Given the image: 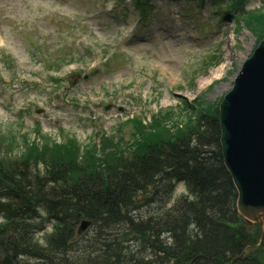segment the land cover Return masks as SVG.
Segmentation results:
<instances>
[{
    "label": "rangeland",
    "instance_id": "obj_1",
    "mask_svg": "<svg viewBox=\"0 0 264 264\" xmlns=\"http://www.w3.org/2000/svg\"><path fill=\"white\" fill-rule=\"evenodd\" d=\"M234 1L0 0V142L14 138L17 158L74 145L82 162L101 142L127 150L156 116L186 126L221 102L257 45L241 17L264 13V0L237 12ZM175 187L169 204L187 193Z\"/></svg>",
    "mask_w": 264,
    "mask_h": 264
},
{
    "label": "trees",
    "instance_id": "obj_2",
    "mask_svg": "<svg viewBox=\"0 0 264 264\" xmlns=\"http://www.w3.org/2000/svg\"><path fill=\"white\" fill-rule=\"evenodd\" d=\"M241 18L258 43L264 13ZM218 106L183 127H165L171 114L138 123L127 150L101 142L82 162L74 145L26 146L17 158L15 139L1 140L0 264H264L261 228L238 213L223 164ZM176 182L187 193L169 204Z\"/></svg>",
    "mask_w": 264,
    "mask_h": 264
},
{
    "label": "water",
    "instance_id": "obj_3",
    "mask_svg": "<svg viewBox=\"0 0 264 264\" xmlns=\"http://www.w3.org/2000/svg\"><path fill=\"white\" fill-rule=\"evenodd\" d=\"M224 166L237 190V210L264 235V38L243 63L219 105ZM90 222L83 221L84 230Z\"/></svg>",
    "mask_w": 264,
    "mask_h": 264
},
{
    "label": "bare ground",
    "instance_id": "obj_4",
    "mask_svg": "<svg viewBox=\"0 0 264 264\" xmlns=\"http://www.w3.org/2000/svg\"><path fill=\"white\" fill-rule=\"evenodd\" d=\"M221 67H222V68H224V67H225V65H224V64H222V65H221Z\"/></svg>",
    "mask_w": 264,
    "mask_h": 264
}]
</instances>
